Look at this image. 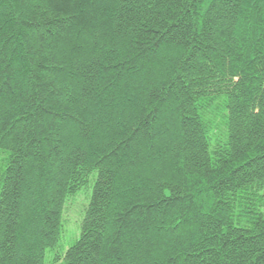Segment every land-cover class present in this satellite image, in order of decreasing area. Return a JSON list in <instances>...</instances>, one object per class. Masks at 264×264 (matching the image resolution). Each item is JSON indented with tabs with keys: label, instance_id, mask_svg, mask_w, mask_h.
Instances as JSON below:
<instances>
[{
	"label": "trees",
	"instance_id": "trees-1",
	"mask_svg": "<svg viewBox=\"0 0 264 264\" xmlns=\"http://www.w3.org/2000/svg\"><path fill=\"white\" fill-rule=\"evenodd\" d=\"M0 264H264V0H0Z\"/></svg>",
	"mask_w": 264,
	"mask_h": 264
},
{
	"label": "rangeland",
	"instance_id": "rangeland-1",
	"mask_svg": "<svg viewBox=\"0 0 264 264\" xmlns=\"http://www.w3.org/2000/svg\"><path fill=\"white\" fill-rule=\"evenodd\" d=\"M96 179L97 173H94L77 195L68 198L64 207L60 242L54 249L47 251L45 264H57L55 259L62 258L80 238L81 225L91 202Z\"/></svg>",
	"mask_w": 264,
	"mask_h": 264
}]
</instances>
